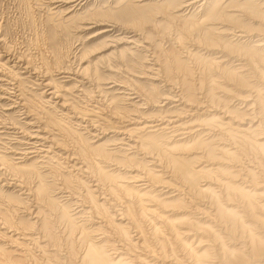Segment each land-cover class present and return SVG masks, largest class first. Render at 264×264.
<instances>
[{
    "label": "rangeland",
    "instance_id": "374dc122",
    "mask_svg": "<svg viewBox=\"0 0 264 264\" xmlns=\"http://www.w3.org/2000/svg\"><path fill=\"white\" fill-rule=\"evenodd\" d=\"M191 1L0 0V264H264V0Z\"/></svg>",
    "mask_w": 264,
    "mask_h": 264
},
{
    "label": "bare ground",
    "instance_id": "6f19581e",
    "mask_svg": "<svg viewBox=\"0 0 264 264\" xmlns=\"http://www.w3.org/2000/svg\"><path fill=\"white\" fill-rule=\"evenodd\" d=\"M70 1V0H69ZM78 1V0H77ZM199 0H192L189 4H186V6H188V5H190V4H192V3H194V2H198ZM77 3V2H76ZM241 31V30H240ZM238 37H243L244 35H242V34H238L237 35ZM261 45H264V41L263 42H259L258 44H257V46H261ZM241 66H242V68H244L245 67V65L244 64H241ZM188 112V111H187ZM86 113V112H85ZM87 113H89V112H87ZM176 118H179V119H176V120H173V121H170V122H172V123H174L172 126H175V128H176V130L177 131H179V134H181V135H183L181 138H186L185 136H189L191 133L193 134V131L191 130L192 128H190V127H192L193 125H197V123H194L195 121H191V120H188V121H186V122H182V123H178L179 121H181V116L178 114V115H176ZM90 120V119H89ZM88 120V121H89ZM169 122V123H170ZM194 123V124H193ZM159 124H153V123H150L149 125H148V127H156V126H158ZM184 125H187V126H184ZM195 131H198V129L197 130H195ZM38 134V133H37ZM262 134V133H261ZM34 136H35V134H33ZM38 136V135H37ZM39 137H40V134H39ZM263 138H264V136H263ZM37 139V138H36ZM40 139V138H39ZM45 139V138H44ZM43 139V140H44ZM28 140V139H27ZM26 140V141H27ZM40 143H41V141H39ZM27 143V142H26ZM38 144V143H37ZM32 145V144H31ZM33 146V145H32ZM36 146V145H35ZM133 146H135V145H133ZM31 147V146H30ZM38 147V146H37ZM34 148V147H33ZM32 148V149H33ZM135 148V147H134ZM31 149V150H32ZM33 151H34V149H33ZM32 153V152H31ZM34 153V152H33ZM28 155V154H27ZM68 156V155H67ZM76 162L75 163H73V164H71V166L73 167V168H75L76 167ZM79 167V166H78ZM159 171V170H158ZM193 173L195 172V173H200L201 172V169H199V170H193L192 171ZM150 173H155L154 171H151V172H149L148 174H150ZM248 175V174H247ZM78 178V177H77ZM143 178V177H142ZM142 178L138 175V174H136V175H133L132 177H131V179L132 180H130V181H132V182H136V183H138L139 181H141L142 180ZM244 179V178H243ZM246 179V178H245ZM245 179L243 180V184H244V182H245ZM207 181H210V180H207ZM159 182H161V181H159ZM151 183V182H150ZM242 183H241V185H239V186H237V187H240V188H243L242 186ZM99 184V183H98ZM98 184H96V185H98ZM147 184V183H146ZM101 185V184H100ZM143 186V187H142ZM148 186H150V184H147V185H144V183H138V184H136L133 188L132 187H130L132 190H134V191H136L137 193L139 192V190L140 191H142V190H144V188H146V187H148ZM153 186V185H152ZM151 186V187H152ZM135 187H142V188H136L135 189ZM98 188H99V185H98ZM97 188V189H98ZM97 189H93V188H91L90 189V191L93 193V195L91 196V197H93V198H96V197H98L97 195H96V191H97ZM244 190H245V188H243ZM100 190V189H99ZM177 190V189H176ZM246 191V190H245ZM247 192H251V190H249V191H247ZM87 197H89L90 198V196H88L87 195ZM90 200H91V198H90ZM229 204V203H228ZM94 205L92 204L91 205V212H89V213H91V216H92V218L93 217H97V218H100L99 220V228H101V229H103L104 227H103V224H104V215H103V212H97V213H95L94 212V207H93ZM198 207H196V209H197ZM212 208V207H211ZM232 209H234V208H232ZM198 211H201L202 210V208H199V209H197ZM196 210V211H197ZM213 210V209H212ZM213 212V211H212ZM212 212H210L209 214H211ZM217 211H215V213L213 214V215H215V216H217L218 214L216 213ZM95 215V216H94ZM122 219V218H121ZM216 220V219H215ZM91 221V220H90ZM218 231H220V230H218ZM100 233H104L105 232V230H102V231H99ZM130 234V233H129ZM178 235L180 234V232L178 231V233H177ZM181 235V234H180ZM184 235H187V233L185 232V234ZM104 237V236H103ZM31 238V237H30ZM37 238H39V237H37ZM33 240H34V238H33ZM129 240V242H127V241H125V240H123V241H121V240H119L117 243H115V242H113V243H110V251L111 250H113V252H110V254H108V255H112L113 254V257L114 258H118V259H120V258H123V259H125L126 261H124V262H121V263H124V264H136V263H133V262H131L132 260L134 261H136V262H139V264H154V263H150L149 261H146L145 260V258H142V257H140V255H138V256H136L134 259H130V257L128 256V253H130V248L132 249V247L133 246H137V243H138V241H133V239H128ZM124 242H127L126 244L124 243ZM127 244L130 246H127ZM191 244V243H190ZM189 244V245H190ZM121 245V246H120ZM211 246H214V244H210ZM92 247H96L94 244H91L90 245V248H92ZM213 248H215V250L217 251V247H213ZM92 250V249H91ZM193 251H194V248H193ZM92 252H93V250H92ZM252 257V256H251ZM4 259H5V257H4ZM7 259V258H6ZM128 259H130L131 261H128ZM118 261V260H117ZM9 262V261H8ZM5 263H6V260H5ZM171 264H188V262L187 261H185L183 258H179V257H175V259H173L172 260V262H171ZM209 264H223L222 263V260H220V258L218 257L216 260H210V263Z\"/></svg>",
    "mask_w": 264,
    "mask_h": 264
}]
</instances>
